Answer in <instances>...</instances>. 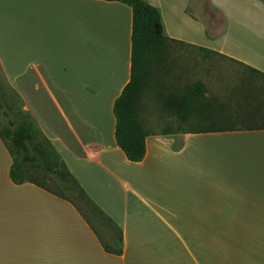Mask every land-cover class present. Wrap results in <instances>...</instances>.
I'll list each match as a JSON object with an SVG mask.
<instances>
[{
    "label": "crops",
    "instance_id": "obj_1",
    "mask_svg": "<svg viewBox=\"0 0 264 264\" xmlns=\"http://www.w3.org/2000/svg\"><path fill=\"white\" fill-rule=\"evenodd\" d=\"M143 1L159 10L167 44L250 73L226 99L241 104L234 115L208 113L232 131L149 133L144 159L127 161L114 139L112 106L130 80V7L0 0L4 82L124 240L122 256L106 254L69 202L30 183L13 184L12 159L0 138V264H264V3ZM196 6L210 12L213 34L221 17L213 11L223 12L228 32L208 38ZM27 90L49 97L33 105ZM199 119L205 115L196 114ZM217 245L226 246L224 258L196 257L198 246Z\"/></svg>",
    "mask_w": 264,
    "mask_h": 264
},
{
    "label": "trees",
    "instance_id": "obj_2",
    "mask_svg": "<svg viewBox=\"0 0 264 264\" xmlns=\"http://www.w3.org/2000/svg\"><path fill=\"white\" fill-rule=\"evenodd\" d=\"M118 2L131 9V60L130 80L114 100L112 113L115 120L114 139L117 147L132 163H140L145 156V139L149 133L139 118L140 98L145 86L148 85L154 64L166 46L163 36V25L157 8L143 0H102ZM264 3V0H260ZM190 15L189 9L185 10ZM191 16V15H190ZM224 21H219V33L213 34L210 27L205 28L208 38L222 34ZM159 29V33H155ZM205 86L194 83L183 96L167 95L160 98L164 113L174 116L179 121L177 130L166 131L175 133L181 125L188 122V117L197 108V103L205 95ZM2 116L3 104L0 99ZM202 115V114H199ZM208 119V115H205ZM224 127V128H223ZM226 130L225 125L193 130V133H212ZM0 138L4 142L12 164L9 178L15 185L30 183L67 202L83 218L90 230L97 237L106 254L122 256L124 240L121 229L109 219L82 190L75 178L70 174L64 161L58 155L51 142L36 127L29 114H23L18 123L7 121Z\"/></svg>",
    "mask_w": 264,
    "mask_h": 264
},
{
    "label": "rangeland",
    "instance_id": "obj_3",
    "mask_svg": "<svg viewBox=\"0 0 264 264\" xmlns=\"http://www.w3.org/2000/svg\"><path fill=\"white\" fill-rule=\"evenodd\" d=\"M232 4L228 2L227 5ZM204 7V6H202ZM194 14L196 22L201 24L205 29L207 26H213L214 23L210 18L211 14L208 10L200 9L198 6L194 7ZM216 9V8H215ZM214 13L219 12L220 20L224 21L222 34L228 32V18L223 12L217 9ZM233 12L236 16V22L240 25L243 18V11L237 7ZM193 12H190L192 16ZM240 27H237L239 33ZM215 33V32H214ZM221 35V34H220ZM213 36L211 40L217 38ZM160 60L154 64L153 74L147 86H145L140 98L139 118L143 124L144 129L148 133L161 134L166 131L177 130L179 121L174 116H169L163 112L161 108V97L183 96L186 91L197 82L204 84L206 92L205 95L197 103V108L192 109L188 122L181 125L183 131H193L196 129H204L209 127L221 126L225 122L218 118L199 119L196 121V114L209 115L216 112L228 116L234 115L236 109L240 108L239 103L229 100L227 98L232 95L233 83L236 84L241 78H246L248 73L243 68L227 61L223 58L214 57L205 54L196 49L181 47L178 45L167 44L160 55ZM196 61V62H195ZM196 64V65H194ZM42 75V73H41ZM250 75V73H249ZM255 84L263 83L262 78L253 77ZM45 89V88H44ZM47 91H31L27 90L25 95L29 97L33 105L36 104L35 99H46L49 97ZM0 99L3 104V112L7 117L2 116L0 111V130H3L7 121L11 120L18 123L23 118V114L31 113L24 111V102L22 98L13 90H10L4 82L0 74ZM225 103V106L223 105ZM33 118V117H32ZM36 124V123H35ZM37 127V125H36ZM38 128V127H37ZM196 249L197 258H224L226 246H198ZM240 252V246L235 247Z\"/></svg>",
    "mask_w": 264,
    "mask_h": 264
},
{
    "label": "water",
    "instance_id": "obj_4",
    "mask_svg": "<svg viewBox=\"0 0 264 264\" xmlns=\"http://www.w3.org/2000/svg\"><path fill=\"white\" fill-rule=\"evenodd\" d=\"M159 32H160V30H159V29H156L155 33L157 34V33H159Z\"/></svg>",
    "mask_w": 264,
    "mask_h": 264
}]
</instances>
